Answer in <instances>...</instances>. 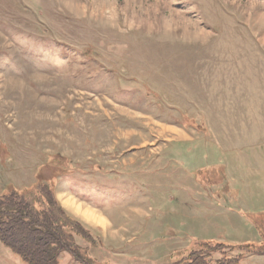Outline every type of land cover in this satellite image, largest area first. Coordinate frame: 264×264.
Returning <instances> with one entry per match:
<instances>
[{"label": "rangeland", "instance_id": "rangeland-1", "mask_svg": "<svg viewBox=\"0 0 264 264\" xmlns=\"http://www.w3.org/2000/svg\"><path fill=\"white\" fill-rule=\"evenodd\" d=\"M12 191L58 264H264V0H0Z\"/></svg>", "mask_w": 264, "mask_h": 264}, {"label": "trees", "instance_id": "trees-1", "mask_svg": "<svg viewBox=\"0 0 264 264\" xmlns=\"http://www.w3.org/2000/svg\"><path fill=\"white\" fill-rule=\"evenodd\" d=\"M58 222L48 209H37L16 191L0 195V243L26 264H58V254L63 251L79 260L70 242L75 231L66 230ZM257 251L264 252L259 248ZM191 264H232V261L195 260Z\"/></svg>", "mask_w": 264, "mask_h": 264}, {"label": "bare ground", "instance_id": "bare-ground-1", "mask_svg": "<svg viewBox=\"0 0 264 264\" xmlns=\"http://www.w3.org/2000/svg\"><path fill=\"white\" fill-rule=\"evenodd\" d=\"M73 207H74L75 209H76V208H80V206H79V205H76V206H73Z\"/></svg>", "mask_w": 264, "mask_h": 264}, {"label": "crops", "instance_id": "crops-1", "mask_svg": "<svg viewBox=\"0 0 264 264\" xmlns=\"http://www.w3.org/2000/svg\"><path fill=\"white\" fill-rule=\"evenodd\" d=\"M253 196H251L250 198L252 199ZM255 199V198H254Z\"/></svg>", "mask_w": 264, "mask_h": 264}]
</instances>
